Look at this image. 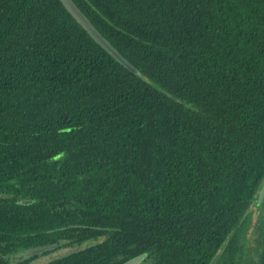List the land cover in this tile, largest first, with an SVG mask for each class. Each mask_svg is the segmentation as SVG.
<instances>
[{
    "label": "trees",
    "instance_id": "16d2710c",
    "mask_svg": "<svg viewBox=\"0 0 264 264\" xmlns=\"http://www.w3.org/2000/svg\"><path fill=\"white\" fill-rule=\"evenodd\" d=\"M73 1L146 80L61 0H0V253L264 264V0Z\"/></svg>",
    "mask_w": 264,
    "mask_h": 264
},
{
    "label": "water",
    "instance_id": "95a60500",
    "mask_svg": "<svg viewBox=\"0 0 264 264\" xmlns=\"http://www.w3.org/2000/svg\"><path fill=\"white\" fill-rule=\"evenodd\" d=\"M67 10L73 15L77 22L92 36V38L102 46L112 57H114L120 64L127 68L132 73L141 76L146 80V77L132 64L130 63L104 36L95 28L88 17L82 12L73 0H61ZM264 200V184L259 194L258 203L261 204ZM31 202V201H29ZM53 247H46L41 249L31 250L30 255L43 254L47 250ZM221 253L217 254L211 264H216L219 260ZM147 257V254H141L123 264H141Z\"/></svg>",
    "mask_w": 264,
    "mask_h": 264
},
{
    "label": "rangeland",
    "instance_id": "374dc122",
    "mask_svg": "<svg viewBox=\"0 0 264 264\" xmlns=\"http://www.w3.org/2000/svg\"><path fill=\"white\" fill-rule=\"evenodd\" d=\"M102 241H103L102 238L97 240V241H90V242H87L86 244H84L81 248H86V247L92 246L94 244L100 243ZM71 250L72 249H62V250L50 253L48 255L41 256V257L37 258L36 260H34L32 262V264H47L50 261H53L54 259L69 253Z\"/></svg>",
    "mask_w": 264,
    "mask_h": 264
},
{
    "label": "flooded vegetation",
    "instance_id": "af4514ba",
    "mask_svg": "<svg viewBox=\"0 0 264 264\" xmlns=\"http://www.w3.org/2000/svg\"><path fill=\"white\" fill-rule=\"evenodd\" d=\"M30 203L31 202H29V201L23 202V204H30ZM0 232L3 233V229H0ZM30 251L31 250H28L26 252L21 251V252L17 253L16 255H13V256H9L6 254L4 255L3 253H0V264H4L3 263L4 261H5V264H15L17 261L29 259L31 256H34V255H30V253H29ZM34 260H36V259H34ZM33 261H31L29 264H32Z\"/></svg>",
    "mask_w": 264,
    "mask_h": 264
}]
</instances>
